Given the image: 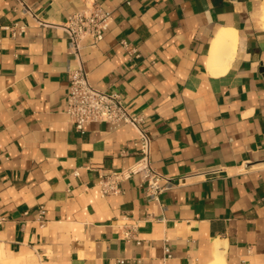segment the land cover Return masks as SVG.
Here are the masks:
<instances>
[{
    "label": "crops",
    "instance_id": "0c3cea01",
    "mask_svg": "<svg viewBox=\"0 0 264 264\" xmlns=\"http://www.w3.org/2000/svg\"><path fill=\"white\" fill-rule=\"evenodd\" d=\"M92 1L112 21L81 63L143 120L176 184L158 200L139 174L100 194L138 159L130 125L81 134L64 113L78 61L61 24ZM22 2L33 14L0 0V264H211L216 242L223 264H264V0ZM221 28L234 55L212 74Z\"/></svg>",
    "mask_w": 264,
    "mask_h": 264
},
{
    "label": "built area",
    "instance_id": "2783aa9c",
    "mask_svg": "<svg viewBox=\"0 0 264 264\" xmlns=\"http://www.w3.org/2000/svg\"><path fill=\"white\" fill-rule=\"evenodd\" d=\"M20 2L26 12L33 14L22 0ZM111 21L110 13L92 1L86 3L83 10L69 14L61 24L67 35V49L78 61L75 69L67 70L68 90L64 113L74 129L81 134L92 122H122L130 125L137 133L138 159L125 170L102 178L99 182L100 194L104 196L118 192L120 180L139 174L146 184L149 197L158 200L163 191L171 189L176 184L172 178L160 174L151 166L150 139L146 130L141 127L143 120L129 111L118 93L94 87L89 82L88 72L81 63V51L86 47L96 46L103 39V34ZM211 171L204 173H213ZM195 175L199 174L196 172ZM38 214L42 219L44 209L40 208ZM125 237H130L129 232Z\"/></svg>",
    "mask_w": 264,
    "mask_h": 264
},
{
    "label": "bare ground",
    "instance_id": "6f19581e",
    "mask_svg": "<svg viewBox=\"0 0 264 264\" xmlns=\"http://www.w3.org/2000/svg\"><path fill=\"white\" fill-rule=\"evenodd\" d=\"M262 14V20L264 23V12H262ZM235 33L236 32L231 28H221L216 32L214 38L211 40L208 68L212 74L216 72L217 67L226 68L228 62L232 60L231 58L234 55V47L236 43ZM217 72H219L218 69ZM219 244V242L215 243L213 251L214 261L211 264H223V251L220 250Z\"/></svg>",
    "mask_w": 264,
    "mask_h": 264
}]
</instances>
